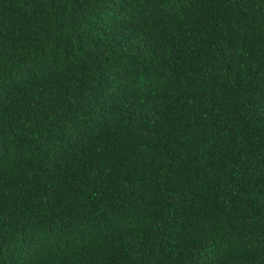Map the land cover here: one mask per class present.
I'll return each instance as SVG.
<instances>
[{
    "label": "trees",
    "instance_id": "16d2710c",
    "mask_svg": "<svg viewBox=\"0 0 264 264\" xmlns=\"http://www.w3.org/2000/svg\"><path fill=\"white\" fill-rule=\"evenodd\" d=\"M0 264H264V0H0Z\"/></svg>",
    "mask_w": 264,
    "mask_h": 264
}]
</instances>
